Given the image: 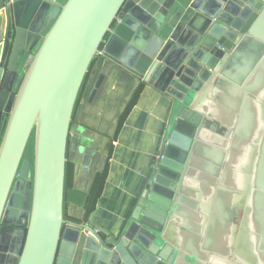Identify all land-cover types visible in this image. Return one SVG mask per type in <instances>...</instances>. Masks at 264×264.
<instances>
[{"label": "water", "instance_id": "obj_1", "mask_svg": "<svg viewBox=\"0 0 264 264\" xmlns=\"http://www.w3.org/2000/svg\"><path fill=\"white\" fill-rule=\"evenodd\" d=\"M10 5L0 35V264H71L79 246L80 264H227L223 225L232 235L244 216L258 260L247 264H264V0ZM100 55L168 102L152 167L111 234L63 212L72 113Z\"/></svg>", "mask_w": 264, "mask_h": 264}, {"label": "crops", "instance_id": "obj_2", "mask_svg": "<svg viewBox=\"0 0 264 264\" xmlns=\"http://www.w3.org/2000/svg\"><path fill=\"white\" fill-rule=\"evenodd\" d=\"M6 1L0 0V35L13 0L8 5ZM97 81L98 89L90 98ZM167 111V100L147 83L102 55L94 59L74 106L67 139L70 188L78 193L66 203L67 221L94 230L102 228L109 234L122 227L152 167ZM247 208L245 200L241 212ZM229 210L226 212L231 219ZM241 219L232 235L230 225H223L225 236L229 234L223 243L229 252L225 261L232 263L234 244L235 264H247V260L258 263L249 248L253 243L249 221L246 216ZM216 244H220L218 240ZM255 245L260 249L262 240L256 239ZM81 256L79 246L71 264H80Z\"/></svg>", "mask_w": 264, "mask_h": 264}, {"label": "trees", "instance_id": "obj_3", "mask_svg": "<svg viewBox=\"0 0 264 264\" xmlns=\"http://www.w3.org/2000/svg\"><path fill=\"white\" fill-rule=\"evenodd\" d=\"M94 61V60H93ZM92 61V62H93ZM92 64V63H91ZM91 64H90V66H91ZM86 76H87V74H86ZM86 78V77H85ZM84 81H85V79H84ZM84 81H83V83H82V85H81V87H80V90H79V93H78V97H77V99L79 98V94L81 93V90H82V88H83V86H84ZM77 101V100H76ZM70 175H71V172H70V166H69V164H68V162L66 161V164H65V179H64V202H63V212H64V219H65V207H66V203L68 202V200L71 198V195L72 196H75L74 195V193H77V191H75V190H72V188H70ZM78 194V193H77ZM78 198V197H77ZM79 198H80V196H79ZM79 198H78V200H79ZM81 200H82V198H81ZM66 220V219H65ZM67 221V220H66ZM67 222H69V221H67ZM72 223V222H71ZM73 223H75V224H78V223H76V222H73Z\"/></svg>", "mask_w": 264, "mask_h": 264}, {"label": "rangeland", "instance_id": "obj_4", "mask_svg": "<svg viewBox=\"0 0 264 264\" xmlns=\"http://www.w3.org/2000/svg\"><path fill=\"white\" fill-rule=\"evenodd\" d=\"M31 155H32V138H30L27 144L26 150L24 152V157L31 158Z\"/></svg>", "mask_w": 264, "mask_h": 264}, {"label": "flooded vegetation", "instance_id": "obj_5", "mask_svg": "<svg viewBox=\"0 0 264 264\" xmlns=\"http://www.w3.org/2000/svg\"><path fill=\"white\" fill-rule=\"evenodd\" d=\"M3 264H11V262L9 261V263H8V260H7L5 263L3 262Z\"/></svg>", "mask_w": 264, "mask_h": 264}]
</instances>
